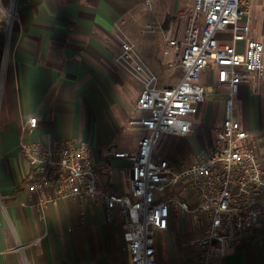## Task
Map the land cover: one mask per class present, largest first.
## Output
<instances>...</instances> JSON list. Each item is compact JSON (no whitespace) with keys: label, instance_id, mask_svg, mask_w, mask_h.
I'll return each instance as SVG.
<instances>
[{"label":"crops","instance_id":"0c3cea01","mask_svg":"<svg viewBox=\"0 0 264 264\" xmlns=\"http://www.w3.org/2000/svg\"><path fill=\"white\" fill-rule=\"evenodd\" d=\"M12 1L15 17L10 31L7 15L0 12V264H131L120 219L114 225V251L109 245L111 226L103 203L50 202L44 218L39 219L35 197L27 186L31 169L18 151L21 126L35 115L38 124L26 132L29 140L85 139L96 163L102 162L106 149H135L144 134L139 125L131 123L145 114L136 107L142 85L113 65L120 47L117 22L125 15L130 17L128 33L145 61L160 74L167 70L163 33L184 35L194 0H0L2 10ZM263 12L261 7V25ZM149 21L158 28L156 44L141 38ZM250 24L251 34L264 43V25L258 31ZM172 71L179 72L178 82L181 71ZM237 96H244L246 105L243 110L240 102L236 117L257 135V151L264 165V76L258 89L242 85ZM207 102L199 113L205 119ZM223 116L213 126L198 119L190 134L169 136L190 139L201 126L203 130L208 127L207 145ZM133 128L139 131L131 135L128 130ZM201 142L192 145L201 147ZM110 165L113 172L102 178L117 190L127 191L128 180L121 169H127L130 161L111 158ZM201 232L202 226L190 215L171 214L167 229L158 235V263L195 264L197 249L191 241ZM222 263L264 264V221L242 233ZM210 264L221 263L213 259Z\"/></svg>","mask_w":264,"mask_h":264},{"label":"built area","instance_id":"2783aa9c","mask_svg":"<svg viewBox=\"0 0 264 264\" xmlns=\"http://www.w3.org/2000/svg\"><path fill=\"white\" fill-rule=\"evenodd\" d=\"M251 4L252 0H194L184 35L163 33L165 68L181 71L173 85L160 82L122 28L128 19L120 17L115 61L142 85L136 107L145 114L131 123L144 134L135 149H106L102 162L96 163L89 141L29 140L26 132L37 127L38 119L33 115L24 120L18 151L31 169L27 186L39 219L50 202L103 203L108 220H121L131 264H159L158 235L167 229L171 214L190 215L202 226L191 241L197 249L195 264H210L213 259L223 264L229 246L264 221V165L258 137L242 126L233 109L241 86L256 90L264 76V43L251 34ZM155 27L145 25L150 31ZM217 97L224 100V116L204 152L188 161L155 156L163 134L193 132L201 105ZM111 158L130 161L127 169H121L127 191L102 178L114 170Z\"/></svg>","mask_w":264,"mask_h":264},{"label":"rangeland","instance_id":"374dc122","mask_svg":"<svg viewBox=\"0 0 264 264\" xmlns=\"http://www.w3.org/2000/svg\"><path fill=\"white\" fill-rule=\"evenodd\" d=\"M13 4H14V1H12L11 6L8 5L7 7H4L3 8L4 10H2V8L0 6V12L4 16L7 15L6 17L9 20V22H6V25H8V27H6V28L9 31H10L11 25L13 23L12 22V17L14 16L13 14H15L14 9H13ZM261 7H264V0H252L251 13H250V19H252V21L250 23H253V27H252L253 30H258V31L262 30V27L264 25V24L261 25L262 22L258 21V20H260V17H261V15H260ZM263 14H264V12H263ZM125 16L128 19V21L122 28L124 29L127 36L134 42L133 38L128 33V26H127L130 23L129 20H131V19L129 16H127V15H125ZM149 22H147V23H149ZM150 23H152L154 26H156V24L154 22H150ZM171 28H173V27H171ZM157 29L158 28L155 27L154 31H150V30L146 29L145 27H143L142 30L144 31V34L142 37L141 36L140 37L144 38L146 40H150L153 44H156V43H158V40H159V34L157 32H155V31H157ZM116 38H117V41L119 43V41H120L119 32H118ZM118 49L119 48L117 47V49L114 53V58H113V65H115V67H120L119 65H117V63L115 61V56H116V52H118ZM111 66H112V63H111ZM176 75L178 76L179 72H176ZM176 75H175V72H173L170 69H167L166 71H161L159 74L160 80L162 82L170 83V84L177 82L178 77ZM202 79L204 82L209 81V78L207 76H204V77L202 76ZM237 95L234 97V105H233L234 113L236 116H237L238 107H239L240 102H241V105L243 107V110H244V107L246 105V98L244 96L239 97ZM222 100H223L222 98L217 97V98H214V99L208 101L207 102V110L208 111H207L206 119L202 115H198V117H199L198 119H201L203 124H205V122H206V124H208V125H212V123L215 122L216 120H220L223 116V107H222L223 104H222V102L224 100L223 101ZM243 110H242L241 115L244 114ZM206 128H208V127H206ZM206 128H205V130H203L204 128H203V126H201L200 130L203 133L201 131L195 132V134L190 137L191 141L189 138L172 137V136H169L168 134H163L162 138L160 139V141L158 142V144L155 147V154L157 156L158 155L173 156L176 158L175 160H180V159H182L181 157H187L188 158L189 156L190 157L194 156L199 152H204L206 149V144H204L206 142L205 138L207 139L208 135H209V130L208 129L206 130ZM136 131H139V129L133 128V129L128 130V132L131 133V135H132V133L133 134L136 133ZM199 140H202L201 145H200L201 147H194V145H192V143L195 144V142H197ZM106 221L111 226L110 227L111 239H110L109 245L112 248V251H114L113 249H114L115 243H114V234L113 233H114V225L116 223H115V221L108 220L107 218H106ZM165 254L168 257L167 252Z\"/></svg>","mask_w":264,"mask_h":264}]
</instances>
